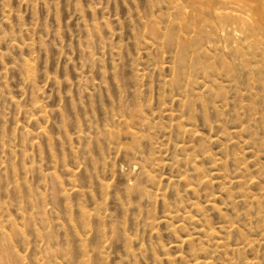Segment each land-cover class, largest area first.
I'll return each instance as SVG.
<instances>
[{
  "label": "rangeland",
  "instance_id": "obj_1",
  "mask_svg": "<svg viewBox=\"0 0 264 264\" xmlns=\"http://www.w3.org/2000/svg\"><path fill=\"white\" fill-rule=\"evenodd\" d=\"M224 1L0 0V264H264V0Z\"/></svg>",
  "mask_w": 264,
  "mask_h": 264
},
{
  "label": "bare ground",
  "instance_id": "obj_2",
  "mask_svg": "<svg viewBox=\"0 0 264 264\" xmlns=\"http://www.w3.org/2000/svg\"><path fill=\"white\" fill-rule=\"evenodd\" d=\"M223 2H224V4L222 3L221 5V7H217L216 5V8H214V12H215V14H216V16L217 17H219V19L221 20H231V19H233V18H236V19H240L241 18V16H239V15H235V14H233L231 11H230V7L229 6H227L226 5V3H228V1L227 2H225L224 0H223ZM240 2V1H239ZM236 3V2H235ZM211 4H212V2H211ZM215 4V3H214ZM231 5H233V4H231ZM238 5V4H237ZM212 7V6H211ZM235 7H236V4H235ZM233 8H234V6H233ZM235 9V8H234ZM233 9V10H234ZM240 9V8H239ZM238 10V8L236 9V11ZM244 12L245 11H243V13L242 14H244ZM246 13V12H245ZM223 21V22H224ZM228 179V178H227ZM202 182V181H201ZM227 189V188H226ZM240 189V188H239Z\"/></svg>",
  "mask_w": 264,
  "mask_h": 264
}]
</instances>
